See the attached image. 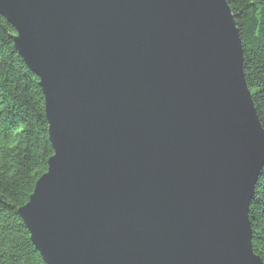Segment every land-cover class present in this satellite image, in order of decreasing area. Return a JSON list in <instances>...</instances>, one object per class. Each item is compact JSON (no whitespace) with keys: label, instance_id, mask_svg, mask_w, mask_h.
<instances>
[{"label":"water","instance_id":"1","mask_svg":"<svg viewBox=\"0 0 264 264\" xmlns=\"http://www.w3.org/2000/svg\"><path fill=\"white\" fill-rule=\"evenodd\" d=\"M53 155L18 213L46 264H264V127L227 0H0Z\"/></svg>","mask_w":264,"mask_h":264},{"label":"trees","instance_id":"2","mask_svg":"<svg viewBox=\"0 0 264 264\" xmlns=\"http://www.w3.org/2000/svg\"><path fill=\"white\" fill-rule=\"evenodd\" d=\"M235 15L244 72L264 127V0H227ZM0 14V264H46L18 213L53 155L38 76L17 51ZM252 244L264 261V166L249 207Z\"/></svg>","mask_w":264,"mask_h":264}]
</instances>
